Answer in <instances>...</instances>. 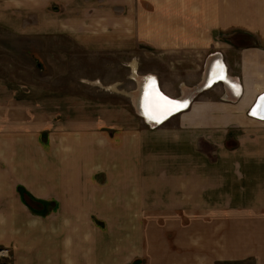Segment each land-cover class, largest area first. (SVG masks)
<instances>
[{
	"label": "crops",
	"instance_id": "crops-1",
	"mask_svg": "<svg viewBox=\"0 0 264 264\" xmlns=\"http://www.w3.org/2000/svg\"><path fill=\"white\" fill-rule=\"evenodd\" d=\"M262 6L0 0L8 49L115 54L199 45L218 51L207 67L211 78L222 66L227 77L160 125L136 114L137 90L124 102L110 94L114 100L100 103L31 83L12 89L0 79V247L10 250L0 264H180L182 241L197 252V230L204 231L205 264H264V189L238 187L261 180L245 170L264 155V119L249 114L264 94ZM245 42L253 45L238 47ZM147 70L140 76L154 75L163 95L181 97L174 83ZM202 138L216 156L199 153Z\"/></svg>",
	"mask_w": 264,
	"mask_h": 264
},
{
	"label": "rangeland",
	"instance_id": "rangeland-1",
	"mask_svg": "<svg viewBox=\"0 0 264 264\" xmlns=\"http://www.w3.org/2000/svg\"><path fill=\"white\" fill-rule=\"evenodd\" d=\"M228 15L232 17L231 10ZM244 15L247 17V14ZM223 38L227 43L232 41L229 37ZM242 38L250 39L251 42L253 39L249 34L242 35ZM241 39L236 38L235 40ZM251 42H245L238 47L252 46ZM12 45V39H0V79L5 81L10 88L14 89L16 83L26 85L31 83L36 86L38 91L53 90V87L59 92L66 90L74 96L99 99L100 103L114 100L110 98V94H116L117 97H113L124 102L126 98L128 100L127 95L130 94V91L132 93L138 91L139 80H135L132 76V64H135L134 73L137 77H141V73L148 72L147 69H149L159 73L165 82L174 83L175 87L173 88L180 96L191 97V100L201 98L207 91L201 90L206 69L211 59L214 58L212 57L214 52H218L215 51L217 49L199 48V45L196 49L187 46H182L180 49H146L141 47L140 49H126V52L123 51V53L118 50L115 54L86 51L87 49H8ZM60 51H67V54L61 55ZM120 78H127L130 83H122ZM62 83L67 85L63 86ZM22 87L23 90L26 89L25 86ZM115 91L117 92L115 93ZM221 98L223 99V97ZM129 101H134V98H129ZM134 110L138 115V109L134 108ZM204 139L197 141L196 146L199 153L206 157L216 156L212 143L206 142ZM225 144L230 149L236 146L232 142ZM261 158L260 160L263 161L261 165L250 166L245 170L246 173L260 174L261 180L240 182L238 186L240 189H264V155ZM198 200L200 201V199ZM181 232L187 233V231ZM196 233L194 239L197 242V245L195 242L197 252L194 251L191 254L187 244L189 241H182L181 244L184 246H180L179 257L176 258L180 264H205L206 256L202 253L204 231L197 230Z\"/></svg>",
	"mask_w": 264,
	"mask_h": 264
},
{
	"label": "bare ground",
	"instance_id": "bare-ground-1",
	"mask_svg": "<svg viewBox=\"0 0 264 264\" xmlns=\"http://www.w3.org/2000/svg\"><path fill=\"white\" fill-rule=\"evenodd\" d=\"M218 57H219V55H216V58H218ZM212 64H213V61H212ZM131 67H132V72H133V75H132L133 78L135 80H137V78H138V80L140 79L139 83H138V93L135 95V99H136L135 104H136V107H138V109H139L138 110L139 113L142 114L143 118L150 125L151 124H154V125L162 124L171 115L185 109L189 105L191 98L188 96H186V97L181 96L179 99H170L167 97L168 100L176 101L178 106L166 105L163 101H161L159 99V96H164V97H166V96L163 95L159 91L157 81H156V77L154 75H151V74L141 76V77H137L134 73L135 64H132ZM221 71L222 72H220L219 78L217 76L211 78V76H213V74L212 73L210 74L209 70L207 69L205 72V76L203 78L202 85L207 83L208 86L210 87L211 83H213V81L217 80V79L227 81V77L224 76L223 66H222ZM199 89H200V87H199ZM259 97L261 99L259 100V102L256 105H254L253 110L256 111L257 113H259V115H264V110L262 109L263 104H264V99H262V98L264 97V94L260 95ZM154 106H155V109L153 110ZM157 108H158V110H157ZM150 109H152V110H150ZM149 113H150V115H149ZM163 117H165V118H163ZM157 121H159V122H157ZM154 125H152V126H154Z\"/></svg>",
	"mask_w": 264,
	"mask_h": 264
},
{
	"label": "water",
	"instance_id": "water-1",
	"mask_svg": "<svg viewBox=\"0 0 264 264\" xmlns=\"http://www.w3.org/2000/svg\"><path fill=\"white\" fill-rule=\"evenodd\" d=\"M218 55V54H217ZM220 55V54H219ZM222 59V58H221ZM210 63H211V61H210ZM210 65V64H209ZM208 70H209V68H208ZM208 84L207 83H205V84H203L202 85V88H201V90H203V89H208ZM191 98V97H190ZM264 98V97H263ZM261 98L259 97L258 99H257V101H256V103H255V105L259 102V100H260ZM254 107H252V109H253ZM137 109H138V107H137ZM252 109H251V111H250V115H252L253 117H257V118H260V119H264V118H262V117H264V115H254L253 114V112H252ZM263 110H264V104H263V108H262ZM139 110V109H138ZM139 112V111H138ZM141 116H142V114L141 113H139ZM143 117V116H142ZM163 118H165V117H163Z\"/></svg>",
	"mask_w": 264,
	"mask_h": 264
},
{
	"label": "built area",
	"instance_id": "built-area-1",
	"mask_svg": "<svg viewBox=\"0 0 264 264\" xmlns=\"http://www.w3.org/2000/svg\"><path fill=\"white\" fill-rule=\"evenodd\" d=\"M10 257V250L8 248L0 247V261L6 260Z\"/></svg>",
	"mask_w": 264,
	"mask_h": 264
},
{
	"label": "snow or ice",
	"instance_id": "snow-or-ice-1",
	"mask_svg": "<svg viewBox=\"0 0 264 264\" xmlns=\"http://www.w3.org/2000/svg\"><path fill=\"white\" fill-rule=\"evenodd\" d=\"M159 99H160L161 101H163L166 105H174V106H178L176 101L168 100L167 97L159 96ZM262 99H264V98H262ZM253 114L255 115L256 112L254 111ZM149 115H150V113H149ZM262 118H264V117H262ZM157 122H159V121H157Z\"/></svg>",
	"mask_w": 264,
	"mask_h": 264
},
{
	"label": "flooded vegetation",
	"instance_id": "flooded-vegetation-1",
	"mask_svg": "<svg viewBox=\"0 0 264 264\" xmlns=\"http://www.w3.org/2000/svg\"><path fill=\"white\" fill-rule=\"evenodd\" d=\"M137 80H138V78H137Z\"/></svg>",
	"mask_w": 264,
	"mask_h": 264
}]
</instances>
